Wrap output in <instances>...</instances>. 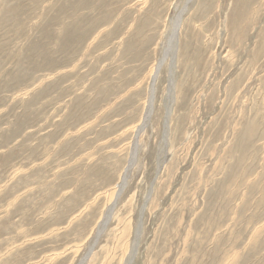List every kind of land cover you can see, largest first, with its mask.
Returning <instances> with one entry per match:
<instances>
[{
    "label": "rangeland",
    "instance_id": "obj_1",
    "mask_svg": "<svg viewBox=\"0 0 264 264\" xmlns=\"http://www.w3.org/2000/svg\"><path fill=\"white\" fill-rule=\"evenodd\" d=\"M0 264H264V0H0Z\"/></svg>",
    "mask_w": 264,
    "mask_h": 264
},
{
    "label": "bare ground",
    "instance_id": "obj_2",
    "mask_svg": "<svg viewBox=\"0 0 264 264\" xmlns=\"http://www.w3.org/2000/svg\"><path fill=\"white\" fill-rule=\"evenodd\" d=\"M181 28V22L180 21H176L175 24V28H174V32H173V36H172V42H171V55H172V65H174L175 63V58H176V50H177V35L178 32ZM189 29V26H188ZM189 40H187L185 37L183 38V45H188ZM182 47V46H181ZM181 50V49H180ZM184 51V50H183ZM185 55V54H184ZM171 82V80H170ZM173 82V81H172ZM171 96V95H170ZM121 187V186H120Z\"/></svg>",
    "mask_w": 264,
    "mask_h": 264
}]
</instances>
